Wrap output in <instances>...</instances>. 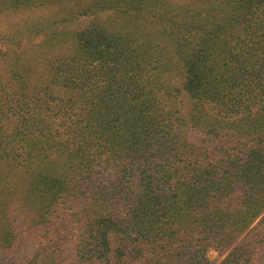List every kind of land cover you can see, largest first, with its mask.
I'll use <instances>...</instances> for the list:
<instances>
[{
    "label": "trees",
    "instance_id": "16d2710c",
    "mask_svg": "<svg viewBox=\"0 0 264 264\" xmlns=\"http://www.w3.org/2000/svg\"><path fill=\"white\" fill-rule=\"evenodd\" d=\"M209 251L264 264V0H0V260Z\"/></svg>",
    "mask_w": 264,
    "mask_h": 264
},
{
    "label": "rangeland",
    "instance_id": "374dc122",
    "mask_svg": "<svg viewBox=\"0 0 264 264\" xmlns=\"http://www.w3.org/2000/svg\"><path fill=\"white\" fill-rule=\"evenodd\" d=\"M37 14L40 15V13H37ZM24 17H25V14L22 13L20 16H17V19H22ZM223 257H224V255H218L217 252H215V251H209L207 253V259L212 264H218L222 260ZM0 261H1L2 264H10V262L8 260H6L5 258H1Z\"/></svg>",
    "mask_w": 264,
    "mask_h": 264
}]
</instances>
